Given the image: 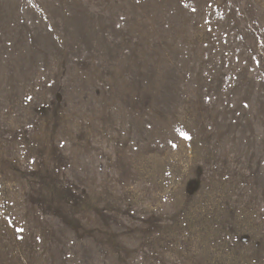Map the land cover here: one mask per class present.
<instances>
[{
    "label": "rangeland",
    "instance_id": "rangeland-1",
    "mask_svg": "<svg viewBox=\"0 0 264 264\" xmlns=\"http://www.w3.org/2000/svg\"><path fill=\"white\" fill-rule=\"evenodd\" d=\"M0 264H264V0H0Z\"/></svg>",
    "mask_w": 264,
    "mask_h": 264
}]
</instances>
